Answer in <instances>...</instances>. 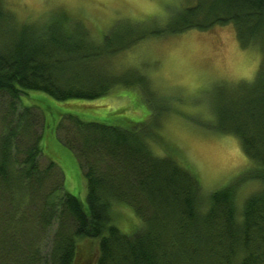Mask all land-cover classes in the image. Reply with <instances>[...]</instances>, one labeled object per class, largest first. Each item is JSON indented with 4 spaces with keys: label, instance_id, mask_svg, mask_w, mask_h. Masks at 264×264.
<instances>
[{
    "label": "trees",
    "instance_id": "obj_1",
    "mask_svg": "<svg viewBox=\"0 0 264 264\" xmlns=\"http://www.w3.org/2000/svg\"><path fill=\"white\" fill-rule=\"evenodd\" d=\"M227 23L235 24L244 45L264 54V0H195L165 26L127 42L123 33L97 38L67 15L19 23L0 0V95L14 107L0 133V264H264V60L240 96L220 102L222 124L239 136L253 165L240 181L211 194L147 121H87L30 95L42 92L59 102L100 98L123 82L108 58L131 44ZM86 108L71 102L65 109ZM65 118L76 130L69 144L58 133ZM46 141L55 144L47 156ZM154 143H165V153ZM76 152L86 202L66 188L63 161ZM41 156L49 160L46 168ZM251 180L262 187L240 208L239 186ZM123 204L140 222L121 224ZM44 234L50 239L45 256Z\"/></svg>",
    "mask_w": 264,
    "mask_h": 264
},
{
    "label": "rangeland",
    "instance_id": "obj_2",
    "mask_svg": "<svg viewBox=\"0 0 264 264\" xmlns=\"http://www.w3.org/2000/svg\"><path fill=\"white\" fill-rule=\"evenodd\" d=\"M194 1L5 0V3L19 23H41L54 15H67L97 38L123 33L129 37L123 36L122 42H127L165 26L174 12ZM263 60L264 54L257 45L242 43L234 23L215 25L207 30L193 28L175 34L148 35L108 58L111 73L123 78V82L100 98L59 102L42 92L30 95L46 102L54 111L57 108L79 114L87 121L108 120L121 126L147 121L197 173L204 193L211 194L233 181H240L253 165L239 136L231 126L222 124L223 103L220 102L240 96L241 86L257 78ZM71 102L87 105V108L82 113L65 109ZM13 110L9 97L1 94L0 133L4 119H10ZM33 113L38 117L43 115L41 110ZM58 133L69 144L76 130L65 118ZM45 143L47 156L55 144L50 141L49 147L48 142ZM165 143L161 146L154 143L155 151L164 154ZM78 156H68L63 161L66 188L86 202L87 179ZM48 162L45 156L40 157L42 168H46ZM57 173L61 174L60 170L57 169ZM261 187L262 182L258 180L239 186L240 208L246 198ZM136 217L132 207L126 204L118 207L117 218L126 228L133 224V219L140 222ZM44 236L47 237L42 246L43 256L50 244L48 234Z\"/></svg>",
    "mask_w": 264,
    "mask_h": 264
}]
</instances>
